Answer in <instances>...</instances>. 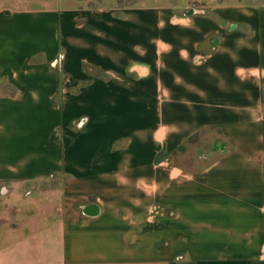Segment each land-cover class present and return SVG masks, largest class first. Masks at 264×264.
Segmentation results:
<instances>
[{"label": "crops", "instance_id": "1", "mask_svg": "<svg viewBox=\"0 0 264 264\" xmlns=\"http://www.w3.org/2000/svg\"><path fill=\"white\" fill-rule=\"evenodd\" d=\"M97 1L0 0V264H264V3Z\"/></svg>", "mask_w": 264, "mask_h": 264}, {"label": "rangeland", "instance_id": "2", "mask_svg": "<svg viewBox=\"0 0 264 264\" xmlns=\"http://www.w3.org/2000/svg\"><path fill=\"white\" fill-rule=\"evenodd\" d=\"M124 2H132L136 0H123ZM186 1V0H182ZM198 8H206L216 5L229 4L235 5L238 3H248L251 5L264 3V0H190ZM103 2V1H102ZM100 0L94 2V5L101 4ZM212 134L207 132L203 135L197 136L195 139L191 140L183 152L176 159L177 163L184 165L188 169L198 171L203 169L206 165L210 164L209 159L203 161V156L210 153Z\"/></svg>", "mask_w": 264, "mask_h": 264}, {"label": "water", "instance_id": "3", "mask_svg": "<svg viewBox=\"0 0 264 264\" xmlns=\"http://www.w3.org/2000/svg\"><path fill=\"white\" fill-rule=\"evenodd\" d=\"M225 144H217L213 149L212 152H218V151H224L225 150Z\"/></svg>", "mask_w": 264, "mask_h": 264}, {"label": "clouds", "instance_id": "4", "mask_svg": "<svg viewBox=\"0 0 264 264\" xmlns=\"http://www.w3.org/2000/svg\"><path fill=\"white\" fill-rule=\"evenodd\" d=\"M262 259H264V257H262Z\"/></svg>", "mask_w": 264, "mask_h": 264}]
</instances>
